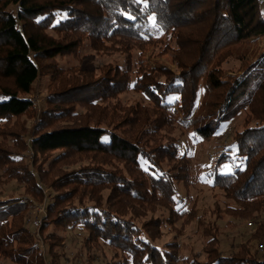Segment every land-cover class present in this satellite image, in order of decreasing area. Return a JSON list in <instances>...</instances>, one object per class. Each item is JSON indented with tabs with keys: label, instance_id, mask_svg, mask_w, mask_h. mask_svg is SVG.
Instances as JSON below:
<instances>
[{
	"label": "trees",
	"instance_id": "16d2710c",
	"mask_svg": "<svg viewBox=\"0 0 264 264\" xmlns=\"http://www.w3.org/2000/svg\"><path fill=\"white\" fill-rule=\"evenodd\" d=\"M263 6L264 0H0V184L21 185L26 197L0 199V259L65 264L66 237L56 229L79 233L87 264L105 246L114 251L107 264H181L179 242L161 243L165 226L174 231L175 222L196 214L175 209L176 185L192 186L193 171L174 131L211 140L249 110L233 138L243 166L222 174L229 159L222 154L212 182L236 203L231 214L256 229L225 255L208 227L207 259L192 264H264V51L234 76L220 65L264 37ZM85 41L97 53H120L123 65H104L99 76L61 68L58 59H77ZM152 45L164 47L160 56L173 52L181 72L147 68L144 50ZM134 51L142 55L137 62ZM43 78L50 83L38 109L28 96ZM131 90L151 103L123 106L120 95ZM30 120L38 123L28 127ZM31 199L45 207L34 229ZM158 206L169 218L156 216Z\"/></svg>",
	"mask_w": 264,
	"mask_h": 264
},
{
	"label": "rangeland",
	"instance_id": "374dc122",
	"mask_svg": "<svg viewBox=\"0 0 264 264\" xmlns=\"http://www.w3.org/2000/svg\"><path fill=\"white\" fill-rule=\"evenodd\" d=\"M64 17V15H60L61 19ZM51 34L53 35V33ZM163 39L167 42L168 37L164 36ZM84 44L77 59L70 57L58 59L60 67L64 70L73 67L91 70L97 73L96 76H99L101 67H104V65L116 67L123 65L124 58L120 53L113 52L109 55L97 53L91 48L89 41H85ZM161 49L155 45L147 47L143 55L144 65L149 69L166 67L172 73L179 74L181 70L174 58L173 52L169 51L165 55L160 56L158 54H161ZM263 51L264 37L249 41L239 49H235L228 60L226 59L220 64L221 69L227 75L232 74L234 76V74L240 73L247 63L255 61L256 57ZM139 56L140 53L138 51L133 52L135 62L138 61ZM140 57L142 58V55ZM49 83V78H43L36 83L34 92L28 96V98L35 100L38 109H40L39 105H42V100L48 92ZM173 100L175 98L171 99V101ZM120 102L123 106L135 105L137 103L149 105L151 103L145 94L134 90L121 94ZM249 117H251L249 110L242 111L235 119L225 123L219 133L214 138H211V140L200 139L191 130L185 131L182 128H178L174 131L175 136L178 138L177 146L180 153L186 154L193 171L192 186L186 188L183 184L176 185L175 209L181 211H192L194 209L196 214L195 218H190L189 221L187 220L188 217H184L175 222L174 231L165 226V235L161 243L164 244L175 239V241L179 242L181 264L206 261V247L213 237V235H208L211 233L210 231H213L219 240L218 247L220 252L229 255L236 252L241 244L249 242L250 235L256 229V222L251 228L248 223L252 221L242 220L231 214L229 207H235L236 203L231 199H227L226 194L221 189L214 188L212 182L213 167L222 154L229 156L223 167L222 174H232L236 167L242 165L239 159L236 158L237 150L233 138L236 133L244 130ZM36 123H38V120H30L27 121V126L32 127ZM163 139L164 137H162ZM142 165L144 168H148L146 162L142 161ZM9 196L25 199L23 186L16 183H11L10 185L0 184V199ZM30 202L36 207L31 216L32 223L29 224V227L34 229L35 224L33 221H38L40 215L45 214V207L44 204H40L33 199ZM157 209L156 216L164 219L169 218V211L166 208L158 206ZM261 218L264 219V211L261 214ZM208 227L210 231H208ZM51 231L66 237L67 245L64 249H61V252L64 254L65 264H87L88 255L85 248H83V239L79 236L78 232H66L56 229H52ZM254 246L252 245V249H254ZM94 255L97 256L94 264H107L113 259L114 251L110 247L105 246L104 249H98ZM0 264L14 263L6 259H0Z\"/></svg>",
	"mask_w": 264,
	"mask_h": 264
},
{
	"label": "built area",
	"instance_id": "2783aa9c",
	"mask_svg": "<svg viewBox=\"0 0 264 264\" xmlns=\"http://www.w3.org/2000/svg\"><path fill=\"white\" fill-rule=\"evenodd\" d=\"M248 225L251 227L253 224L252 223H248Z\"/></svg>",
	"mask_w": 264,
	"mask_h": 264
}]
</instances>
